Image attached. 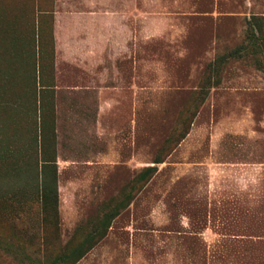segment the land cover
<instances>
[{
    "label": "rangeland",
    "instance_id": "obj_1",
    "mask_svg": "<svg viewBox=\"0 0 264 264\" xmlns=\"http://www.w3.org/2000/svg\"><path fill=\"white\" fill-rule=\"evenodd\" d=\"M0 264H264V0H0Z\"/></svg>",
    "mask_w": 264,
    "mask_h": 264
},
{
    "label": "trees",
    "instance_id": "obj_2",
    "mask_svg": "<svg viewBox=\"0 0 264 264\" xmlns=\"http://www.w3.org/2000/svg\"><path fill=\"white\" fill-rule=\"evenodd\" d=\"M259 33V32H258Z\"/></svg>",
    "mask_w": 264,
    "mask_h": 264
}]
</instances>
